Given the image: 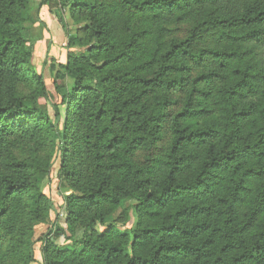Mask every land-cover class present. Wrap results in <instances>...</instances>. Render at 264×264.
<instances>
[{"label":"trees","instance_id":"obj_1","mask_svg":"<svg viewBox=\"0 0 264 264\" xmlns=\"http://www.w3.org/2000/svg\"><path fill=\"white\" fill-rule=\"evenodd\" d=\"M50 1L81 25L64 64L42 63L56 101L31 65L38 10L0 0V248L9 264L35 263L37 243L42 264H264V0L40 5ZM16 136L31 142L27 156ZM55 159L69 191L66 228L34 240L33 228L60 213L42 191ZM130 203L135 225L120 233L110 219L122 210L128 221Z\"/></svg>","mask_w":264,"mask_h":264},{"label":"rangeland","instance_id":"obj_2","mask_svg":"<svg viewBox=\"0 0 264 264\" xmlns=\"http://www.w3.org/2000/svg\"><path fill=\"white\" fill-rule=\"evenodd\" d=\"M38 2V1H37ZM47 10L49 13L54 17V19L58 23V16L63 17V24H59V29L54 30L52 29L51 32L44 31L41 26L38 24H33L31 31L33 37H35L37 40L34 41L32 44L35 46L36 43H38L39 47L41 49H38V52H41V57H37L32 55L31 65L36 73L39 72L38 67L41 65V62L45 55H47V58H53L55 70L58 65L64 64L65 58H66V50L65 45L67 42V37L75 35L78 30L81 28V25H74V23L69 19L68 17V11L66 8L59 9V6L56 2L50 1L47 5ZM36 8L32 6L31 14L32 16H35ZM58 15V16H57ZM55 26V24H54ZM50 38V39H49ZM39 61V62H38ZM50 61V62H53ZM49 62V61H48ZM40 72L44 76L46 88L48 92L53 96L52 101H56L58 97L56 98V94L54 92L52 81L50 80L51 74L49 70L45 67H43ZM66 89H70L72 85L71 80H66L64 83ZM30 86V83L28 81V76H25V80L22 84H20L19 91L25 92L28 90ZM42 103H44L42 101ZM11 141L13 142V146L16 149V152L24 157L27 156L30 151L32 150L33 146L31 142H29L26 139H21L19 137H12ZM58 159H55L51 171V175L49 178L43 182L42 184V191L48 195L51 198V201L54 204L55 209H57L59 213V216L56 218L54 213L50 214L49 221L45 225H37L33 228L34 232V240H37L41 235L48 234V232H51L50 237L55 238V233H61L65 231V213L63 210H60V207L63 206V197L65 195H68L69 191L65 187H63L58 179ZM132 204H126L125 208H128V221H125L124 214L122 213V210L117 211L114 216L110 219L111 222H113L117 230L120 233H130L131 230L134 228L135 225V215L134 211L131 209ZM65 236H68L65 234ZM80 235L76 236L75 240H79ZM59 245H70L71 241H64V236H60L58 239ZM41 244L37 243L34 246V257H35V263L33 264H42V257H41ZM14 257H9L4 254L3 247L0 248V264H9Z\"/></svg>","mask_w":264,"mask_h":264},{"label":"crops","instance_id":"obj_3","mask_svg":"<svg viewBox=\"0 0 264 264\" xmlns=\"http://www.w3.org/2000/svg\"><path fill=\"white\" fill-rule=\"evenodd\" d=\"M41 1L42 0H31L30 7H31V9H32V6L37 7L36 8V10H38V15L37 16H38L39 20L42 22V24L44 26V27L42 26L43 27V30L44 31H47V32H51L52 29L58 30L59 29V26H58L57 21L49 13V11L47 10V7L45 5H40ZM54 24H55V26H54ZM38 49H41V48L39 47L38 43H36L35 46H34L33 57L36 56V55H37L38 58L41 57V52H38ZM44 59H45V57H44ZM43 60L40 61L41 62V65L40 66H37L39 72L42 69Z\"/></svg>","mask_w":264,"mask_h":264}]
</instances>
